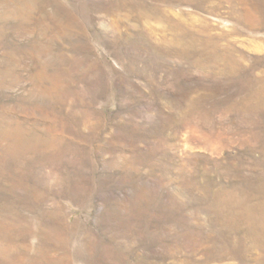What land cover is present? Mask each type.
Returning a JSON list of instances; mask_svg holds the SVG:
<instances>
[{
  "label": "rangeland",
  "instance_id": "374dc122",
  "mask_svg": "<svg viewBox=\"0 0 264 264\" xmlns=\"http://www.w3.org/2000/svg\"><path fill=\"white\" fill-rule=\"evenodd\" d=\"M0 264H264V0H0Z\"/></svg>",
  "mask_w": 264,
  "mask_h": 264
}]
</instances>
